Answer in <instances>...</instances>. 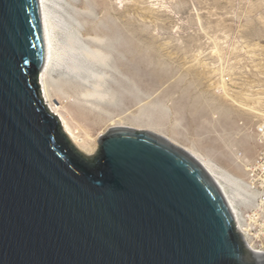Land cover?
Masks as SVG:
<instances>
[{
  "label": "water",
  "instance_id": "95a60500",
  "mask_svg": "<svg viewBox=\"0 0 264 264\" xmlns=\"http://www.w3.org/2000/svg\"><path fill=\"white\" fill-rule=\"evenodd\" d=\"M45 56L40 0H0V264H264L184 149L115 128L79 151L47 109Z\"/></svg>",
  "mask_w": 264,
  "mask_h": 264
},
{
  "label": "rangeland",
  "instance_id": "374dc122",
  "mask_svg": "<svg viewBox=\"0 0 264 264\" xmlns=\"http://www.w3.org/2000/svg\"><path fill=\"white\" fill-rule=\"evenodd\" d=\"M53 7L75 40L108 54L90 63L109 95L95 101L97 108L80 95L96 77L71 71L64 55L51 71L54 102L93 137L115 124L162 129L247 178L248 163L263 148L255 127L264 121L256 112H264V0H55Z\"/></svg>",
  "mask_w": 264,
  "mask_h": 264
},
{
  "label": "bare ground",
  "instance_id": "6f19581e",
  "mask_svg": "<svg viewBox=\"0 0 264 264\" xmlns=\"http://www.w3.org/2000/svg\"><path fill=\"white\" fill-rule=\"evenodd\" d=\"M54 5H55V0H40L43 28H44V34H45V43H46L45 63H44V66L41 70V73H40V84H41V88L43 91V95L45 98V102H46L48 111L51 112L53 115H55V117L59 120L62 130L69 137L71 143L79 151L83 152L86 155H91V154L95 153V151L97 150V148L99 146L98 140H99V137L101 134L98 137H93V135L89 131L88 127H85L83 124L79 123L78 120L75 119V117L69 111V109L66 107L65 104H63L62 102L61 103L54 102L53 99H54V96H57V90L54 87V83H53L54 80L52 78L51 71L60 62L62 55H64L65 57H67V62H66L67 66L66 67H68L71 71L76 72V71L86 70L90 74V76H93V78L96 77V81L94 83L91 82V85H92L91 87H86V88L83 87L85 89L80 90L81 91L80 95L83 97V99L81 101L83 104H85V105L88 104L92 108H97V107H100V105L97 104L95 101H102L105 98H107L109 95L107 92L103 91V87H102V83H101V79H102L103 75L99 74L98 72L92 71L93 69L91 68L90 63L92 61L104 62V60L106 59L108 54L101 51V49H99L98 47L88 48V47L82 45L81 43H79L80 41L77 40L78 38L75 40V36H73V34L70 30H68V24H70V23H67L68 21L66 22V20H63L62 17H60V16H58V14H56L54 7H53ZM59 6H58V8H59ZM137 6H138V4H137ZM60 29H62L63 32L65 33V41L63 44L62 43L59 44V41H58L57 31ZM97 37H95L96 40L102 41V38H100L99 36H97ZM80 55L84 56L83 57L84 59L81 58ZM65 61H66V59H65ZM102 72L103 71H101V73ZM107 75H108V73H107ZM86 81H87V79H86ZM212 81H213V79H212ZM56 82H58L57 79H56ZM211 82H210V84H211ZM219 83H217V84L219 85ZM58 85H60V83ZM69 85H67V86L69 87ZM56 86H57V84H56ZM62 86H60V87H62ZM213 87L214 86H211L210 88H213ZM62 90H60L62 93L64 92V94H67V93H65L64 90L63 91ZM222 92L224 95L230 96V95H228V91L224 88V85L222 88ZM72 93H70V94H72ZM241 93L243 94V92H241ZM245 95H247V94H245ZM247 97L248 96H246V98ZM66 98H67V96H66ZM251 98L253 99V96ZM228 101H230V100L228 99ZM241 101L243 102V99ZM242 107H243V105H242ZM244 108H247V107H244ZM108 111H110V110H108ZM256 112L259 115L264 116V112H259L257 110H256ZM82 115H83V113H82ZM252 115H254V114H252ZM86 118H87V116H86ZM150 122L151 121H149V123ZM151 124H150V126H151ZM155 124H157V123H155ZM88 125H89V123H88ZM91 128H92V126H91ZM115 128H133V127H131L130 125L126 126V125H122V124L121 125L115 124L113 126L111 125V127H110V129H115ZM133 129H136L135 126ZM143 130H147V131H151L153 133H156L157 135H159V136L163 137L164 139H166L167 141L173 143L174 145H176L180 149H184V151L192 159H194L208 173V175L213 179V181L218 185V187L221 189L224 196L226 197L234 215L238 218L239 202L240 201H247V199L251 200V198L253 197V194L251 193V191H249L247 189L246 184H245V180L243 178H240L238 176H235L234 174L229 173L230 171L228 172V171L224 170L223 168H221V166L212 162L208 158L209 156L208 157L204 156L202 153H200L195 148L179 143L172 136L163 132L162 129L160 131L158 129L156 130V128L154 129L152 127H146V128H143ZM164 131H166V130H164ZM173 136H175V135H173Z\"/></svg>",
  "mask_w": 264,
  "mask_h": 264
},
{
  "label": "built area",
  "instance_id": "2783aa9c",
  "mask_svg": "<svg viewBox=\"0 0 264 264\" xmlns=\"http://www.w3.org/2000/svg\"><path fill=\"white\" fill-rule=\"evenodd\" d=\"M263 148L248 163L246 187L253 197L239 202L236 222L250 249L264 253V121L255 127Z\"/></svg>",
  "mask_w": 264,
  "mask_h": 264
},
{
  "label": "clouds",
  "instance_id": "9594fccd",
  "mask_svg": "<svg viewBox=\"0 0 264 264\" xmlns=\"http://www.w3.org/2000/svg\"><path fill=\"white\" fill-rule=\"evenodd\" d=\"M97 183H99V182H97Z\"/></svg>",
  "mask_w": 264,
  "mask_h": 264
}]
</instances>
